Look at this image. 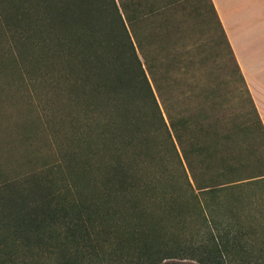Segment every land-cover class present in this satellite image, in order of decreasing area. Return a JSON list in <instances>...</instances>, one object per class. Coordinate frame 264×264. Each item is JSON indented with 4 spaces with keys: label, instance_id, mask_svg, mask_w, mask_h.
I'll return each mask as SVG.
<instances>
[{
    "label": "trees",
    "instance_id": "16d2710c",
    "mask_svg": "<svg viewBox=\"0 0 264 264\" xmlns=\"http://www.w3.org/2000/svg\"><path fill=\"white\" fill-rule=\"evenodd\" d=\"M208 2L264 140L259 113ZM170 6L158 10L150 0H0V33L13 46L10 61L33 85L41 83L47 98L64 104L60 115L69 121L76 148L66 167L47 164L0 178V264H28L21 250L43 251L57 225L76 230L116 216L144 220L151 217L147 210L162 204L212 210L224 195L264 181V175L240 176L233 138L221 143L219 137L221 117L192 105L194 92L184 84L192 63L187 58L186 64L187 47H172L171 29L163 33L158 24L163 16L162 28L170 26L164 17Z\"/></svg>",
    "mask_w": 264,
    "mask_h": 264
},
{
    "label": "rangeland",
    "instance_id": "374dc122",
    "mask_svg": "<svg viewBox=\"0 0 264 264\" xmlns=\"http://www.w3.org/2000/svg\"><path fill=\"white\" fill-rule=\"evenodd\" d=\"M150 3L158 10L171 3L164 15L171 18L170 26L162 28L163 16L158 24L163 33L171 29L172 47H187L186 64L187 58L192 63L184 84L194 92L192 105L221 117L219 137L221 143L225 136L233 138L232 149L243 166L240 176L264 175V140L257 118L208 0ZM7 45L0 33V178L45 170L47 164L65 166L76 148L69 121L60 115L64 104L47 98L41 83L33 85L19 75L9 58L11 41ZM239 125L250 133L233 129ZM223 200L206 211L191 204H162L147 210L151 217L144 220L116 216L76 230L72 224L57 225L48 247L21 250L22 257L28 264H264V181Z\"/></svg>",
    "mask_w": 264,
    "mask_h": 264
},
{
    "label": "crops",
    "instance_id": "0c3cea01",
    "mask_svg": "<svg viewBox=\"0 0 264 264\" xmlns=\"http://www.w3.org/2000/svg\"><path fill=\"white\" fill-rule=\"evenodd\" d=\"M264 126V0H212Z\"/></svg>",
    "mask_w": 264,
    "mask_h": 264
}]
</instances>
